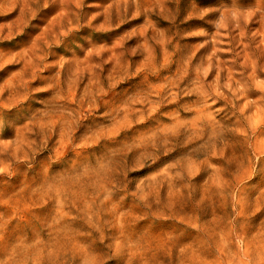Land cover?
<instances>
[{"label":"rangeland","instance_id":"obj_1","mask_svg":"<svg viewBox=\"0 0 264 264\" xmlns=\"http://www.w3.org/2000/svg\"><path fill=\"white\" fill-rule=\"evenodd\" d=\"M0 264H264V0H0Z\"/></svg>","mask_w":264,"mask_h":264}]
</instances>
